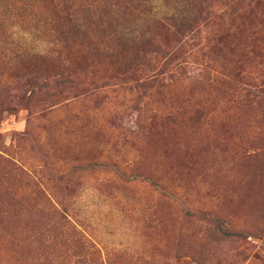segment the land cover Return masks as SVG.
<instances>
[{"label": "rangeland", "instance_id": "rangeland-1", "mask_svg": "<svg viewBox=\"0 0 264 264\" xmlns=\"http://www.w3.org/2000/svg\"><path fill=\"white\" fill-rule=\"evenodd\" d=\"M0 264H264V0H0Z\"/></svg>", "mask_w": 264, "mask_h": 264}, {"label": "trees", "instance_id": "trees-1", "mask_svg": "<svg viewBox=\"0 0 264 264\" xmlns=\"http://www.w3.org/2000/svg\"><path fill=\"white\" fill-rule=\"evenodd\" d=\"M150 77H153V78H155V75L153 74V75H150Z\"/></svg>", "mask_w": 264, "mask_h": 264}]
</instances>
